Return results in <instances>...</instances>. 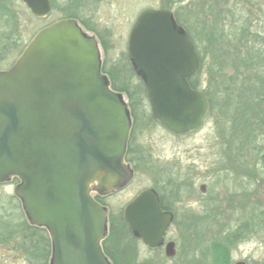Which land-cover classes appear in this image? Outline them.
Returning a JSON list of instances; mask_svg holds the SVG:
<instances>
[{
  "label": "water",
  "instance_id": "obj_1",
  "mask_svg": "<svg viewBox=\"0 0 264 264\" xmlns=\"http://www.w3.org/2000/svg\"><path fill=\"white\" fill-rule=\"evenodd\" d=\"M22 2L37 18L52 12L50 0ZM128 57L154 119L175 134L196 131L210 104L188 81L200 59L172 10L140 13ZM131 129L122 94L102 72L99 44L75 21L42 30L11 69L0 71V183L20 180L27 217L50 233L52 264H112L102 247L108 211L93 194L110 195L133 180L125 161ZM124 220L158 248L174 219L148 188L125 207ZM166 255H175L174 242Z\"/></svg>",
  "mask_w": 264,
  "mask_h": 264
},
{
  "label": "rangeland",
  "instance_id": "obj_2",
  "mask_svg": "<svg viewBox=\"0 0 264 264\" xmlns=\"http://www.w3.org/2000/svg\"><path fill=\"white\" fill-rule=\"evenodd\" d=\"M51 1L54 11L47 18L34 20L21 11L19 20L24 32L25 49L43 27L60 21L64 7L76 0ZM255 1L251 0L252 3ZM14 2L16 6L23 5L21 0H14ZM208 2L210 0H79V5L83 9V19L104 33L105 39L108 31L107 39L111 49L106 55L104 49H100L103 63L106 58L114 61L122 53L127 52L129 30L140 13L146 9L172 7L171 9L178 12L180 19L199 39L203 36L205 25L211 19V16L206 14ZM225 3L229 5L226 10L246 15L248 0H225ZM237 8L241 10H236ZM254 12L255 17L258 16L264 20V0H257ZM77 22L80 25L79 21ZM81 25L86 34L98 40L93 31ZM2 34L3 28L0 22L1 45ZM20 55L0 54L1 58H5L0 61V71L10 69ZM122 97L128 104L127 96L122 94ZM220 112L218 108L208 114L202 125L188 135L170 134L157 122L141 125L133 141L135 145L145 150L146 163L142 165L141 171H135L134 181L127 190L119 194L108 195L104 200L110 213L118 215L143 189L155 185L162 188V182L166 180L170 182L172 189L176 190L174 185L182 183V179H187L186 183L190 185L184 186L186 190L182 197L191 208L198 211L197 225L189 234L181 233L182 236L178 235L172 227L169 237L180 238L179 242H182L184 247L192 244L200 249H209L215 237H222L240 229L245 234V239L238 243L232 251L233 262L244 260V258L251 260V263L264 262V166L260 163L257 152L260 151L259 147H262L261 150L264 151V131L258 130L259 138L248 143L249 138L246 134L248 121L245 120V131H234L231 129L229 118L221 115ZM226 141H230V145L235 147L241 141L246 142V147L242 149L244 163L241 168L229 169V172L226 170L227 167L224 168L222 161L220 162L223 152L221 147ZM128 165L133 170L132 164L128 163ZM191 180L194 181L192 185ZM203 183L207 184L208 188V197L205 199H202L199 190ZM12 194L11 192H0L3 200H7L4 196ZM204 201L211 202L207 205L206 212L209 213L204 211L206 206L201 205ZM24 222L28 226L31 225L29 220H24ZM17 224L21 227L23 223L18 221ZM140 252L142 259H145L144 256H150L142 246H140ZM182 258L188 259L187 256L180 255L176 262H180ZM176 262L166 264H176ZM0 264H23V261L16 258V254L7 244L0 249Z\"/></svg>",
  "mask_w": 264,
  "mask_h": 264
},
{
  "label": "trees",
  "instance_id": "obj_3",
  "mask_svg": "<svg viewBox=\"0 0 264 264\" xmlns=\"http://www.w3.org/2000/svg\"><path fill=\"white\" fill-rule=\"evenodd\" d=\"M213 1L210 0L206 4V14L211 16V19L205 25L203 36L199 37L200 40L180 19L178 12H175L177 22L188 32L200 58L199 71L189 82L193 89L203 90L206 94L210 104L208 114L220 108L221 115L228 117L231 121L232 130L245 131V120L248 121L246 134L249 138L248 143H252L259 138L258 130L264 131V20L258 16L255 17L254 10L257 0L254 3L248 0L246 15L226 10L229 5L225 3V0ZM236 10H241V8ZM21 11L32 17L24 5L16 6L14 0H0V22L3 28L0 54L22 55L25 50L24 32L19 20ZM82 12L79 0H76L64 7L63 17L60 20L81 21L93 30L94 28L83 19ZM102 45L105 55L109 54L111 49L109 41L102 42ZM3 60L5 58L0 57V61ZM102 71L108 75L113 90L125 94L128 98L133 128L126 160L132 164L134 171H141L147 156L144 153L145 150L135 145L133 140L141 125L157 122L150 110L146 87L135 73L127 52L122 53L114 61L106 58L103 61ZM242 142H239L237 147L230 145V141L223 142L220 162L222 161L224 168L227 167V172L229 169L241 168L244 163L242 149L246 147V142ZM259 148L260 151H257L259 161L264 166V151L261 150L262 147ZM154 188L160 192V187L155 185ZM197 221L196 217L186 219L183 233L189 234L194 230ZM21 226L28 227L25 222ZM172 227L178 230L180 219H174ZM23 234H29V232H23ZM244 239L245 234L240 229L222 237H215L212 242L213 252L216 253L215 261L220 262L226 259L224 247L219 245H236ZM139 245L140 240L130 230L122 212L118 215L111 212L109 234L102 244L105 254L114 264H124L125 260L130 258L127 255L129 249L138 248Z\"/></svg>",
  "mask_w": 264,
  "mask_h": 264
},
{
  "label": "flooded vegetation",
  "instance_id": "obj_4",
  "mask_svg": "<svg viewBox=\"0 0 264 264\" xmlns=\"http://www.w3.org/2000/svg\"><path fill=\"white\" fill-rule=\"evenodd\" d=\"M135 22L132 24L129 30L128 43H129L132 30L135 25ZM79 23H80V26L82 27L81 24L83 23L81 21H79ZM177 23L181 25L179 22ZM84 26L87 27L86 25ZM89 26L93 27L90 24ZM93 28H94L93 30L89 28L88 29L90 31H93L97 35V38L99 41L94 36H91V37L95 38L97 42L100 43L101 48H103L102 42L108 41L107 39V37H109V35H107L108 31L107 32L105 31L106 32V39H105L104 33L100 32L98 29H95V27ZM168 132L170 134H173L170 131ZM185 135H188V134H185ZM127 154H126V157H127ZM134 178H135V175H134ZM133 181L131 182V184L133 183ZM182 181H183L182 183H179L178 185L176 184L174 185L176 190L172 189V185H170V182H167L166 180H164V184H162V188H160V192L156 190L154 186L148 187V188L155 190L158 193L160 197L161 211L165 213H171L173 215V219H176V218L180 219V228H178V230L177 229L175 230L177 231L176 233L178 235L180 234L181 236L183 232L185 231V220L189 218L197 217V215H199L198 211H196L194 208H191V206H189L188 203L184 201V198L182 197V195L184 191L186 190L184 186L187 185L186 183L187 179H182ZM193 182L194 181L191 180V185L193 184ZM131 184L123 191L127 190L131 186ZM19 185H20V181L16 178H12L6 182L0 183V192L3 191V192H8V193L9 192L13 193L12 195L4 196L7 198V200H3V198H1L0 196V249L3 246L8 244L10 246V249L13 250L14 253L16 254V258L18 257L20 261H23V264H52L53 244H52V239H51L49 231L45 227H41V226H38L32 223L28 227H22V226L20 227L19 224H17L18 221L24 223V220H28V217L26 216V213L23 210L22 200L17 195V189ZM203 186L204 188L202 189ZM148 188H145V189H148ZM199 190L202 194V197H203L202 199H205L208 197L207 184L205 183L201 184ZM123 191L114 192L112 194L113 195L119 194V193H122ZM107 196L108 195H99L97 193H94V199L98 201L100 204H102L108 210L107 204L105 203V200H104ZM210 203L211 202L209 201H204L201 203L203 207L206 206L204 210L205 212L208 210L207 205H209ZM210 211H212V209H210ZM108 213L110 214L109 210H108ZM206 213H209V212H206ZM122 214L124 217V211L122 212ZM172 226L173 224L169 228L166 236L164 237V242L158 248H151L150 246L145 245L143 242L140 241V245L138 248L129 249V252L127 255L130 258H127L124 264L173 263L178 260V257L180 255H182L183 257L187 256L189 260L188 259L184 260L182 258V260H180V262H176V264H219V263L221 264H237V263L264 264V262L251 263L250 262L251 260H246V258H244V260L233 262L232 251L234 250L237 244L236 245L235 244L234 245H231V244L219 245L220 247H224V251H225L224 255L226 253L227 256H226V259H224L222 262H216L215 261L216 259H214V256L216 253L213 252V247H214L213 245L212 247L211 246L208 247V248H211L210 250L209 249L205 250V248L200 249V248L194 247V245L192 244L191 245L185 244L187 247H184V244L182 242H179L180 238H176L174 236L169 237ZM22 231L29 232V234H23ZM173 242H174L175 255L172 257H168L166 255V247L168 244L173 243ZM140 246L144 247L145 251H147L150 256H144L145 259H142L140 257L141 256ZM106 256L108 257L110 262L114 264L111 258L108 255Z\"/></svg>",
  "mask_w": 264,
  "mask_h": 264
},
{
  "label": "bare ground",
  "instance_id": "obj_5",
  "mask_svg": "<svg viewBox=\"0 0 264 264\" xmlns=\"http://www.w3.org/2000/svg\"><path fill=\"white\" fill-rule=\"evenodd\" d=\"M113 89V88H112Z\"/></svg>",
  "mask_w": 264,
  "mask_h": 264
}]
</instances>
